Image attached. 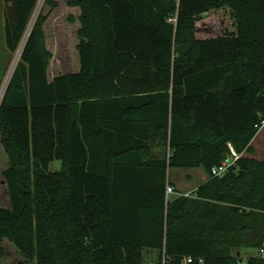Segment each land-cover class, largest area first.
<instances>
[{
    "label": "trees",
    "instance_id": "trees-1",
    "mask_svg": "<svg viewBox=\"0 0 264 264\" xmlns=\"http://www.w3.org/2000/svg\"><path fill=\"white\" fill-rule=\"evenodd\" d=\"M5 2L15 53L39 0ZM68 3L81 9V69L49 80V14L40 13L0 104L10 159L0 241L37 264H144L146 249L159 251L157 264H264V160L242 155L223 177L212 173L231 146L255 152L264 0ZM227 11L231 28H201ZM197 167L208 180L168 200V185L181 192L170 169ZM235 248L259 253L243 259Z\"/></svg>",
    "mask_w": 264,
    "mask_h": 264
},
{
    "label": "rangeland",
    "instance_id": "rangeland-1",
    "mask_svg": "<svg viewBox=\"0 0 264 264\" xmlns=\"http://www.w3.org/2000/svg\"><path fill=\"white\" fill-rule=\"evenodd\" d=\"M56 1V0H55ZM57 10L51 9L50 5H46V0H39L35 12L30 21L27 31V36L32 30L35 21L40 13L49 14L48 19L44 25V32L46 37V46L52 52L53 57L50 62L49 71L55 73L76 72L79 70L80 61L78 58V40L77 34L80 20L72 22L70 16L76 19V14L65 9L63 0ZM5 1L0 0V65L2 66L3 73L0 77L1 85L5 82L9 72L15 62L18 63L16 57L19 50L11 53L6 44V33L4 28L5 21L2 19L3 11L2 5ZM37 13V14H36ZM223 17L225 20H223ZM34 21V22H33ZM201 28L204 30L209 29L213 32H219L224 27L231 28L234 23L233 17L230 12L225 14L212 13L205 16L201 22ZM223 23V24H222ZM33 24V25H32ZM20 49V48H19ZM8 53V55H7ZM77 56V57H76ZM78 59V60H77ZM7 62V63H6ZM7 64V69H5ZM255 149L253 155L250 153H243L244 156H252L260 160H264V126L259 131L258 135L252 142ZM165 150L168 153V147H160L159 151L163 153ZM158 152V150H157ZM10 165V159L7 155L0 136V206L10 207V198L7 183L3 176V171ZM61 166L59 161H54L51 165L53 170L59 169ZM196 169L191 168H172L169 171L170 181L178 186L179 191L182 193L189 192L202 184L206 173L204 170L197 172ZM177 194L171 195L170 199H174ZM234 254L239 255L241 258L246 259L248 256L259 253V249L255 248H235ZM160 259L158 250L146 249L144 250V264H157ZM0 264H37L35 261L27 259L17 249V247L7 238L0 241Z\"/></svg>",
    "mask_w": 264,
    "mask_h": 264
},
{
    "label": "built area",
    "instance_id": "built-area-1",
    "mask_svg": "<svg viewBox=\"0 0 264 264\" xmlns=\"http://www.w3.org/2000/svg\"><path fill=\"white\" fill-rule=\"evenodd\" d=\"M17 66V62H15V64L12 66L8 77L6 78L5 82L3 83L1 90H0V104L2 101V98L5 94L6 88L11 80V77L13 75V72L15 70ZM262 127L264 126V120L262 122ZM261 127V128H262ZM242 156V154L238 153L233 146L230 147V154L224 159V161L222 162V164L220 166H216L213 167L212 169V173L215 176H219V177H223L225 174H227V172L229 171L230 167L235 165L237 163V161L240 159V157ZM184 195V196H192L193 191H189V192H177L175 190V188L172 185H168L167 186V199H170L171 195ZM262 255L264 256V250L261 251ZM166 263V260L164 259V264ZM183 264H193V257H186L183 261Z\"/></svg>",
    "mask_w": 264,
    "mask_h": 264
},
{
    "label": "crops",
    "instance_id": "crops-1",
    "mask_svg": "<svg viewBox=\"0 0 264 264\" xmlns=\"http://www.w3.org/2000/svg\"><path fill=\"white\" fill-rule=\"evenodd\" d=\"M5 1V0H4ZM56 1H58V6L56 7V8H54L55 10H57L58 8H59V6L61 5V0H56ZM68 1L69 0H63V5H65V9H67L68 11H70V13L72 12L73 14H76L77 16H76V19H75V21L74 22H76V21H78L79 19H78V16L80 15V13H81V9H80V7L79 6H71V5H69V3H68ZM5 7H6V2L4 3V5H2V7H1V10L3 11V15H2V19L4 20V15H5ZM71 17V16H70ZM80 26H81V23H80ZM80 26L78 27V29L80 28ZM78 43H79V40H78ZM78 49V48H77ZM78 51V50H77ZM78 58H79V61H80V55H79V51H78ZM7 55H8V53H7ZM77 57V56H76ZM78 60V59H77ZM7 63V62H6ZM5 69H7V64H6V67H5ZM81 69V62H80V66H79V70ZM78 69H77V71L76 72H78L79 71ZM67 73H71V72H67ZM60 74H62V73H60ZM59 74L58 73H55V71H49V68H48V78H49V80L50 81H53L54 80V78L56 77V76H58ZM261 130V129H260ZM258 135V134H257ZM256 135V136H257ZM255 139V138H254ZM253 139V140H254ZM253 140H252V142H253ZM156 153H157V151H156ZM198 169L197 170H195V171H197V172H200V171H202V170H204L203 169V167H197ZM191 169H196V168H191ZM205 171V170H204ZM169 180H170V178H169ZM208 180V175L206 174V176L204 177V180L202 181V184L204 183V182H206ZM171 182V181H170ZM171 183H173V182H171ZM173 184H175V183H173ZM175 186H176V184H175ZM200 186V185H199ZM199 186H197L195 189H193V190H191V191H194V190H196ZM176 188L179 190V188H178V186H176Z\"/></svg>",
    "mask_w": 264,
    "mask_h": 264
},
{
    "label": "bare ground",
    "instance_id": "bare-ground-1",
    "mask_svg": "<svg viewBox=\"0 0 264 264\" xmlns=\"http://www.w3.org/2000/svg\"><path fill=\"white\" fill-rule=\"evenodd\" d=\"M36 14H37V13H36ZM33 22H34V21H33ZM32 25H33V24H32ZM30 31H31V30H30ZM26 39H27V35L25 36V38H24V40H23V42H22V44H21V46H20L19 52H18L17 57H16L17 61H18V59H20V55H21L22 49H23V47H24V45H25Z\"/></svg>",
    "mask_w": 264,
    "mask_h": 264
}]
</instances>
